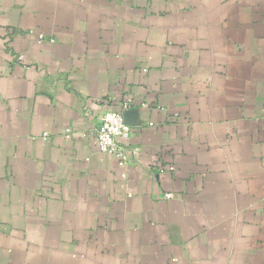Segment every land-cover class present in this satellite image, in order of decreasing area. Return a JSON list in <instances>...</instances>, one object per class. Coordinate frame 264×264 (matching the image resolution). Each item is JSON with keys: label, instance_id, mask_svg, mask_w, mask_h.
<instances>
[{"label": "crops", "instance_id": "obj_1", "mask_svg": "<svg viewBox=\"0 0 264 264\" xmlns=\"http://www.w3.org/2000/svg\"><path fill=\"white\" fill-rule=\"evenodd\" d=\"M0 264H264V0H0Z\"/></svg>", "mask_w": 264, "mask_h": 264}, {"label": "built area", "instance_id": "obj_2", "mask_svg": "<svg viewBox=\"0 0 264 264\" xmlns=\"http://www.w3.org/2000/svg\"><path fill=\"white\" fill-rule=\"evenodd\" d=\"M32 32V31H31ZM43 33L38 34L39 41L45 39ZM51 42L55 38H49ZM131 101L127 100L122 104L121 109H108L102 116L101 122L96 131V138L100 151L107 152L115 156L120 165H127L130 162V153L121 139H126L131 135L132 126L128 122L125 114L129 111ZM72 129H66V136L71 135ZM171 194H166L170 197Z\"/></svg>", "mask_w": 264, "mask_h": 264}, {"label": "water", "instance_id": "obj_3", "mask_svg": "<svg viewBox=\"0 0 264 264\" xmlns=\"http://www.w3.org/2000/svg\"><path fill=\"white\" fill-rule=\"evenodd\" d=\"M128 112L125 114L126 118H127Z\"/></svg>", "mask_w": 264, "mask_h": 264}]
</instances>
